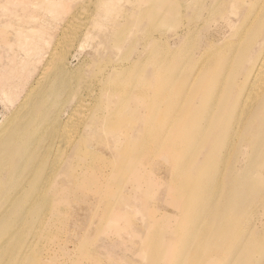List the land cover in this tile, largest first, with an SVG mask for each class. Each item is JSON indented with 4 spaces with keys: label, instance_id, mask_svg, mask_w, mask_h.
<instances>
[{
    "label": "rangeland",
    "instance_id": "374dc122",
    "mask_svg": "<svg viewBox=\"0 0 264 264\" xmlns=\"http://www.w3.org/2000/svg\"><path fill=\"white\" fill-rule=\"evenodd\" d=\"M160 2V0H0V142L6 139L4 128L9 122L10 127H14L18 119L28 122L30 118H34L33 115H36L35 108L39 103L36 101H44L54 95L51 89L42 86V81L46 83L56 77L53 75L52 65L59 61V53L63 52L62 56H65V50H68V71L81 75L80 85L77 86L79 92L62 106L60 119L66 120L68 117L66 114L70 115L76 104L81 103L87 108L94 103V98L100 93L98 79L104 77L108 70L104 66L105 59L119 54H114L113 50L101 45L96 49V44L102 41L100 35L82 39L84 26L86 27L90 21L88 18L94 17L96 13L105 16L106 13L115 11L125 24L128 23L129 18L139 19L147 33L152 37L160 38L166 31L163 28L164 20L160 15L162 10ZM256 7L257 5L254 4L253 8ZM54 16L60 17L56 23L50 21ZM68 16L70 19L63 26ZM233 18L236 19L235 16L230 17L231 20ZM100 25H102L101 30L106 28L103 21ZM258 25L264 28V23L257 24V30L251 24L248 32L253 38L250 39L232 36L237 33L234 29L235 24L226 26L221 19L215 20L208 26L209 35L204 36L205 30H203L204 39H212L213 43L219 46L218 49L223 51L228 64L225 74L252 62L249 58L256 44L259 43V39H254ZM132 28L131 32L125 33L129 35L128 41L141 36L136 31L138 29L136 24ZM178 28L180 31V26ZM175 30L174 28L167 30L166 37L171 46H175L179 41L178 36L174 35ZM51 34L54 46L50 54L37 56L40 61L33 62L29 59L31 54L24 55L21 51L22 48L27 49L32 46L35 41H43L48 36L51 38ZM157 37L151 38L150 47L154 49L146 60L145 69L139 71L131 69L127 78L136 76L134 79L139 94H134L138 103L133 101L127 103L131 113L126 115V118L130 119L132 126L142 128L152 115L153 125L157 126L155 129L154 127L149 129L144 139L139 140L138 148L141 143L143 146L140 152L137 150L139 152L137 159L142 158L147 161L149 158H159L163 163L160 172L154 171V168L147 164L149 172L147 179L141 181V183L151 182V186L146 185L141 188L142 194L144 196L150 194L151 200L136 201L125 207L119 205L120 202L132 200L131 196L124 195L127 193L117 194L100 187L102 179L95 174H103L114 167L113 158L99 157L95 167L98 173L92 172L94 179L98 181L92 182L93 185L88 181L83 182L85 185L81 186V198L72 196L70 199H62L58 197L59 194L55 196L51 188L56 186V183H60L61 177L58 175L53 174L46 179L42 177L41 180L38 178V181H43L44 185L39 197L33 199L40 206L38 213H24L27 204L31 201L26 195L16 199L10 208L7 207L3 218L0 213V234L5 232V236L6 232H9L13 236V239L6 236L8 239L3 245L8 249L15 241H20L16 252H20L16 260L19 264H255L256 259L259 264L262 261L261 264H264V148L254 150L228 146L227 148H231V155L251 156L254 158L253 162L235 161L232 158L227 161L228 163L220 159L213 161V155L208 161L213 171L211 174L209 168L192 162L196 153L192 146L188 148L189 161L180 163L178 158L172 159L177 156L178 151L181 152L179 146L174 144L159 146L158 131L161 124L162 104L159 98L157 101H152V98L154 93H159L160 72L158 74L148 72L152 66H155L163 52V46L160 40L159 42L156 40ZM126 44L123 43L121 47H125ZM243 44H246V48L242 50ZM193 47L194 44L190 42L186 49L191 50ZM132 56H135V53ZM97 57L100 61L94 60ZM45 66L49 68L46 70ZM207 73L203 72L204 75ZM37 78L41 79L40 87L36 88L28 99L25 98ZM200 85L202 82L197 79L191 84V86ZM104 92L111 96L114 104H117L120 96L128 98L129 94L115 85L108 87ZM46 93L50 96L44 97ZM24 98L26 101L23 107L19 108ZM144 100H148L149 105ZM51 112L52 110L47 116L51 115ZM16 114L18 117H14ZM111 115L109 125L114 127L118 119L116 113ZM129 127L126 125L127 132L131 130L128 129ZM120 131L113 128L112 132L106 135L117 141L120 138L115 137L121 133ZM125 135L129 139V133ZM13 138L14 146L22 145L25 139V137ZM114 145L120 146L115 142ZM182 152L186 153L183 150ZM63 157V154L58 157L55 154L52 156L50 164L54 165V170L61 164ZM47 170H49L48 165L42 168V174ZM196 173L199 174V179L213 183L214 188L208 187L207 192L215 194L217 198L220 197L222 186L225 187L223 177L229 176L231 188L222 192L226 195L225 200L230 207L237 206L240 209L237 217H223L224 220H220L216 215V221L210 226H219L218 223H223V227L220 230L217 228L213 235V238L219 236L222 246L218 249L215 247L214 251L207 253L205 249L211 239V230L206 229V224H203L199 217H193L196 206L205 200L197 199L202 183L198 181L199 189H195L194 181H189L185 177ZM28 181L23 177L19 179L18 184L11 186H6L0 181V202L6 191L10 192L18 188L29 190L33 182ZM116 186L130 188L133 182L131 178L128 181L120 180L116 182ZM154 193L164 194L162 197L164 203L160 201L161 209L155 208L152 203ZM8 198L10 200V196ZM221 202L222 200L211 209L216 210ZM212 210L206 212V218L215 217V211ZM182 213L188 214L187 223L190 226L188 227L186 223L184 228L180 229L178 222ZM21 216L24 222L22 226H18L17 223L12 226L7 225L6 221ZM178 234L182 235L175 239ZM0 241L1 244V238ZM180 246L186 250L184 257L181 258L182 262H178L179 257L176 255ZM190 256L194 257L191 263L188 262Z\"/></svg>",
    "mask_w": 264,
    "mask_h": 264
},
{
    "label": "bare ground",
    "instance_id": "6f19581e",
    "mask_svg": "<svg viewBox=\"0 0 264 264\" xmlns=\"http://www.w3.org/2000/svg\"><path fill=\"white\" fill-rule=\"evenodd\" d=\"M160 1L162 6L160 15L164 20L163 28L166 30L160 38L152 37L147 33L139 19L129 18L128 23L125 24L115 11L106 13L105 16H99L96 13L94 17L88 18L90 21L86 27L84 26L82 39L86 40L91 36L100 35L102 41L97 43L95 48L97 49L101 45L106 49L113 50L114 54H119L105 59L104 66L108 70L104 77L98 79L100 93L94 98L92 105L86 108L81 103L76 104L72 113L66 114L68 115L66 120L63 121L59 117L62 106L79 92L77 86L80 85L79 76L81 75H75V72L68 71V50H65V56H62L63 52L59 53V61L52 65V72L56 77L46 83L42 81V86L51 89V93L54 95L47 100L36 101L39 102L35 108L36 115H33L34 118H30L28 122L18 119L14 127H10V122L5 126L6 139L0 142V172H2L0 181L6 186H11L18 184L19 179L25 177L26 180H29L28 182H33V185L29 190L18 188L4 193L3 200L0 202L1 218L5 216L7 207L10 208L11 204L23 195L31 199L24 213H38L40 206L33 199L39 197L44 186L43 181H38V178L41 180L42 177H45L46 179L53 174L61 177L60 183H56V186L51 188V192L55 196L59 194L58 197L62 199H70L72 196L81 198V186L85 185L83 182L98 181V179H94L92 172L98 173L95 167L97 160L101 157L113 158L115 164L109 171L95 174L102 179L100 187L117 194L127 193L124 195H129L132 198V200L120 202L119 205L129 207L136 201L148 202L151 200L150 194L144 196L141 191L142 186H151V182L141 183V181L147 179L149 173L147 164H150L154 171L160 172L163 163L159 158H149L147 161L142 158L137 159L143 146L141 143L138 148V142L140 139H144L149 129H153L152 127L155 129L157 126L153 125L154 117L152 115L149 116L148 122L142 128L132 126L130 119L126 118V115L131 113L127 103L132 101L138 103L134 94H139V88L135 83L136 76L127 79L128 71L145 69L146 60L154 49L150 47L151 38L157 37L156 40L158 42L160 40L161 46H163L162 55L155 66L148 70L154 74L160 72L159 93H154L152 98V101H157L159 98L162 104L161 124L158 131L159 146L171 144L179 146L181 152L178 151L177 156L172 159L178 158L179 163L189 161L188 148L192 146L196 150L192 162L209 168L210 173L213 174L208 163L213 155V161L220 159L227 162L232 158L235 161L253 162L254 158L251 156L231 155V148H227L228 146L254 150L260 147L264 148V28L258 25V31L254 36V39H259V43L256 44L249 58L252 62L234 68L227 74L225 71L228 69V64L223 51L218 49L219 46L213 43L212 39H204L206 34L209 35L208 26L217 19L223 20L226 26H230L231 23L235 24L234 29L237 30V33L232 36L239 39L253 38L248 31L251 29V24L257 30V24L264 23V0ZM254 4L257 5L256 8H253ZM231 16H235L236 19L231 20ZM58 19L60 17L54 16L50 21L56 23ZM68 19H70L69 16L63 26L68 22ZM102 21L106 28L101 30ZM134 24L138 28L136 31L141 36L128 41L129 35L125 33L131 32ZM179 26L180 31L178 30ZM94 28H96V32L93 31ZM168 28L176 29L174 35L178 36L179 41L175 46H171L166 37ZM203 30H205L204 36ZM50 36L52 37L48 36L43 41H35L32 46L27 49L22 48L21 51L24 52V55L31 54L29 59L33 62L40 61L37 56L50 54L54 46L53 35ZM190 42L194 44V47L187 50L186 46ZM123 43H127L125 47H121ZM245 48L246 44H243L241 49ZM133 53L135 56H132ZM94 60L100 61L98 57ZM45 68L47 70L49 66H45ZM204 71L208 73L204 75ZM196 79L201 81L202 85L191 86ZM40 84L41 79L37 78L27 91L25 98L28 99L34 90L40 87ZM113 85L121 88L122 91H127L128 98L120 96L117 104H114L111 96L104 92ZM48 96H50L48 93L44 95V97ZM25 98L19 104V108L23 107ZM77 99L79 100V98ZM145 102L149 105L148 100ZM50 110H52L51 115L47 116ZM112 113H116V119H118L114 127L109 125ZM132 115L134 114L132 113ZM14 117H18L17 114ZM126 125L130 126L129 132L126 131ZM113 128L121 130V133L115 137L120 138L117 141L106 135L110 134ZM126 133H129V139L126 137ZM13 137H25L23 144L14 146ZM114 142L120 146L114 145ZM182 150L186 153L184 154ZM54 154L57 157L64 155L63 161L56 170L53 169L54 165L50 164ZM46 165L49 170L42 174V168ZM258 172L261 174L260 171ZM185 177L189 181H194L195 189H199L198 181L202 183L197 199L205 200L196 206L193 217H199L200 221L206 224V229L210 228L212 240L209 239L205 250L206 253L214 251L215 247L218 249L222 246L219 236L213 238V235L217 228L220 230L223 227V223H218L219 226H210L216 221V215L220 220H224L223 217H237L240 214L239 207H230L225 200L227 199L226 195L222 192L231 188L229 187L231 181L229 176L223 177L222 181L225 187L222 186L221 192L219 191L220 197L217 198L215 194L207 192L208 187L214 188L213 183L199 179L198 173ZM130 178L133 182V186L130 188L116 186V182L128 181ZM95 191L97 192V189ZM160 195V193H154L152 200L154 207L158 209H161L160 201L163 202L164 194ZM9 196L10 200H8ZM221 200L217 209L212 210L211 208ZM80 201L82 200L80 199ZM210 210L215 211V217L206 218V212ZM187 216L186 213H182L180 216V222H178L180 229H183L187 223ZM6 223L10 226L16 223L18 226L24 224L22 216L10 219ZM187 226L189 227L190 224L187 223ZM4 233L0 234L2 239L0 264H19L16 260H18L20 252H16L17 244L20 241H15L7 249L3 245L8 239L6 236L11 239L13 236L9 232H6L4 236ZM181 235L178 234L174 238L178 239ZM185 251V248L180 246L176 254L179 257L178 262H182L181 258L184 257ZM192 261H194V257L190 256L188 262ZM255 264H259L258 259L255 260Z\"/></svg>",
    "mask_w": 264,
    "mask_h": 264
}]
</instances>
